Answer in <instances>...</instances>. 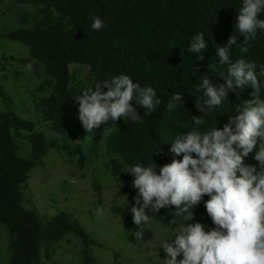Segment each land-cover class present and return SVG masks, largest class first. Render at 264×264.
<instances>
[{"label":"trees","instance_id":"trees-1","mask_svg":"<svg viewBox=\"0 0 264 264\" xmlns=\"http://www.w3.org/2000/svg\"><path fill=\"white\" fill-rule=\"evenodd\" d=\"M2 1V0H0ZM17 4L37 7L35 24L27 29L10 32L7 38L29 48L36 76H46L50 96L44 102L43 115L62 132L66 114L76 103L71 89L70 64H86L94 78V86L105 79L121 74L128 75L141 87L151 86L160 104L149 111L141 109L135 100L133 107L141 115L139 122L121 118L93 130L95 145H99L106 129L116 123L117 130L107 139V148L115 156L113 168L116 175L133 184L135 179L127 173L132 165L145 166L154 163L159 167L175 160H182L170 151L171 143L178 135L199 130L222 128L228 117L235 116L236 108H242L245 100L254 99V89L245 85L243 91L229 93L228 99L212 111L201 112L196 99L202 96L195 86L207 75L214 85L225 83L227 64L219 65L218 46L223 47L233 35L238 11L243 0H13ZM103 21V28H91L92 17ZM264 19V13L259 17ZM204 33L207 48L204 60L200 54L187 51L192 38ZM238 43L230 51L232 62L244 58L254 61L262 82L260 96L264 98V30H258L249 42V51L240 52L244 37L237 34ZM107 91L106 88L102 89ZM237 91H240L237 89ZM174 93H181L184 104L176 102L171 111L166 109ZM199 117L203 122L194 123ZM26 132L30 153L18 155V146L12 133ZM53 145L42 132L35 130L33 122L22 119L16 112L11 94L0 84V224L10 236L8 264H45L51 261L57 245L69 235L82 242L84 264H95L92 246L96 242L85 228L65 212L51 219H44L33 208L24 206V188L30 173L44 165ZM255 150L244 157L246 165L259 164L254 159ZM205 195L194 207L193 222L215 227L205 208ZM175 207L163 208L153 214L156 220L168 223L176 220L182 226L183 216H174ZM113 213L125 218L137 231L130 208L115 206ZM153 236L147 225L140 240Z\"/></svg>","mask_w":264,"mask_h":264},{"label":"clouds","instance_id":"clouds-1","mask_svg":"<svg viewBox=\"0 0 264 264\" xmlns=\"http://www.w3.org/2000/svg\"><path fill=\"white\" fill-rule=\"evenodd\" d=\"M264 0H243L233 35L223 47L218 46L216 55L219 65L227 64L225 83L214 85L205 75L195 86L202 96L196 99L199 111H212L228 99L229 93L241 92L245 85L254 91V99L245 100L236 115L228 117L222 128L199 130L178 135L171 143L170 151L182 160L159 167L157 164L132 165L127 173L135 179L137 190L135 204L130 208L133 223L138 226L133 233L135 240L143 237L144 226L149 224L152 213L163 208L175 207L174 216H183L191 221L180 228L175 238L166 241L163 248L166 258L162 264H264V98L260 96L262 82L257 76V65L244 58L232 62L230 51L237 45V34L244 37L240 52L249 51V42L258 30H264ZM104 26L98 16L92 17L91 28L99 31ZM208 44L204 33H197L187 51L200 54L204 60ZM31 68V65H28ZM260 76L264 77V66ZM106 88L107 91L102 89ZM239 89L240 91H237ZM141 109L153 111L160 104L156 91L151 86L141 87L125 74L98 82L86 89L74 100L78 104V118L87 133L109 120L121 118L139 122L141 115L131 101ZM176 102L184 104L181 93H174L166 105L171 111ZM199 125L203 121L193 118ZM115 124V123H114ZM255 150L254 159L259 170L244 163V157ZM206 212L215 225L209 231L199 222H193V209L202 198ZM142 201V203H141ZM182 256V259H177Z\"/></svg>","mask_w":264,"mask_h":264},{"label":"rangeland","instance_id":"rangeland-1","mask_svg":"<svg viewBox=\"0 0 264 264\" xmlns=\"http://www.w3.org/2000/svg\"><path fill=\"white\" fill-rule=\"evenodd\" d=\"M36 18V6L0 1V84L13 97L17 114L33 122L35 130L44 133L53 145L44 165L30 173L24 206L36 209L44 219L62 212L72 215L96 242L91 249L95 264H162L166 254L161 246L174 239L183 226L176 220H156L149 208L147 226L153 236L148 241L135 240V231L125 218L113 213L115 206L131 208L138 194L132 183L116 175L113 168L115 156L107 148V139L117 130V124L110 125L100 144L95 145L93 131L87 133L78 118V104L66 114L62 132L44 117V102L50 96L48 78L36 76L32 63L24 62L30 58L27 46L7 38L10 32L32 27ZM70 73L75 99L94 88L88 65L72 63ZM26 134L12 133L21 157L30 153ZM9 246L10 236L0 224V264H8ZM45 264H84L81 240L69 235Z\"/></svg>","mask_w":264,"mask_h":264}]
</instances>
